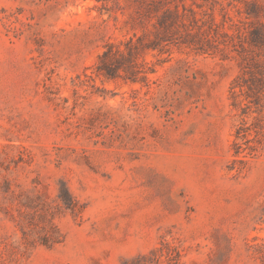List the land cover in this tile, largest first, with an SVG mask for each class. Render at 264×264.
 I'll list each match as a JSON object with an SVG mask.
<instances>
[{"label": "rangeland", "instance_id": "rangeland-1", "mask_svg": "<svg viewBox=\"0 0 264 264\" xmlns=\"http://www.w3.org/2000/svg\"><path fill=\"white\" fill-rule=\"evenodd\" d=\"M260 24L264 0H0V264H264Z\"/></svg>", "mask_w": 264, "mask_h": 264}, {"label": "trees", "instance_id": "trees-1", "mask_svg": "<svg viewBox=\"0 0 264 264\" xmlns=\"http://www.w3.org/2000/svg\"><path fill=\"white\" fill-rule=\"evenodd\" d=\"M249 36H250L249 37L250 46L255 47L256 49L260 50L259 52H256L258 55L263 53L264 52V24H260L259 26H255L251 31H249ZM108 56H110V54H108V52H104L101 57H108ZM243 60H245V58H243ZM258 63H260V62L257 60L256 61L253 60L251 64L256 65ZM263 64H264V62H263ZM260 65L261 64H259V66ZM255 72L258 73V75H259V77L256 78L258 85H259V86H257V89L261 90V88L264 87V67L261 66L260 68L256 69ZM239 86H242V85L239 84ZM246 86L250 90V92H252V94H254V92L252 91V87L248 84ZM248 96H250L249 93H248ZM256 96L258 97V95H256Z\"/></svg>", "mask_w": 264, "mask_h": 264}]
</instances>
